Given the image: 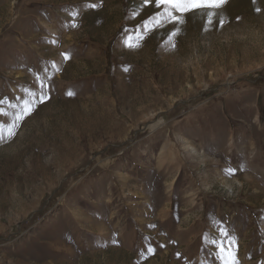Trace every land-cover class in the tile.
<instances>
[{
	"label": "rangeland",
	"instance_id": "1",
	"mask_svg": "<svg viewBox=\"0 0 264 264\" xmlns=\"http://www.w3.org/2000/svg\"><path fill=\"white\" fill-rule=\"evenodd\" d=\"M161 13L0 0V264H264V0Z\"/></svg>",
	"mask_w": 264,
	"mask_h": 264
},
{
	"label": "snow or ice",
	"instance_id": "2",
	"mask_svg": "<svg viewBox=\"0 0 264 264\" xmlns=\"http://www.w3.org/2000/svg\"><path fill=\"white\" fill-rule=\"evenodd\" d=\"M226 0H155V5L157 8L163 7V13L159 14V16L156 19V23H160V18L163 17L164 19L174 21L176 23L181 22V18L178 15H174V11L180 14L200 9V8H219L221 7ZM144 3L147 5L149 3H152V0H144ZM91 7H95V5H90ZM259 11V9H257ZM223 23V21H221ZM171 35H175V32L171 33ZM65 58H67V54H65ZM40 78L37 77V80ZM45 85L41 82L40 88L43 89ZM28 92V90H25ZM28 95L30 97H33L32 100H24L23 107L21 109V112L17 114L16 121L23 120L25 116L30 115L31 111L33 110L34 104H35V97L37 93L28 92ZM71 95V93H69ZM47 99V96L43 94V91L39 93V102L43 103L44 100ZM5 103V101H0V104ZM11 107H15V105H10ZM0 114L2 111H0ZM16 125L14 124L13 127ZM9 134H12L11 128L9 129ZM224 234V233H222ZM226 235V234H225ZM215 243V241H213ZM150 252L152 251L151 247L148 249ZM220 250L226 251V249L223 247V244L220 245ZM225 264H233L232 261L225 260Z\"/></svg>",
	"mask_w": 264,
	"mask_h": 264
},
{
	"label": "bare ground",
	"instance_id": "3",
	"mask_svg": "<svg viewBox=\"0 0 264 264\" xmlns=\"http://www.w3.org/2000/svg\"><path fill=\"white\" fill-rule=\"evenodd\" d=\"M190 150L192 151V153L197 152V151H195L194 148H191ZM188 152H189V151H188Z\"/></svg>",
	"mask_w": 264,
	"mask_h": 264
}]
</instances>
